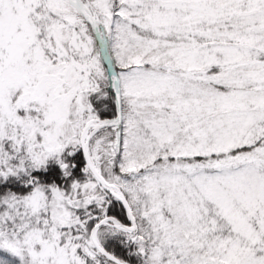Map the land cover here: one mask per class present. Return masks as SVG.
Masks as SVG:
<instances>
[{"label": "snow or ice", "instance_id": "snow-or-ice-1", "mask_svg": "<svg viewBox=\"0 0 264 264\" xmlns=\"http://www.w3.org/2000/svg\"><path fill=\"white\" fill-rule=\"evenodd\" d=\"M0 264H264V0H0Z\"/></svg>", "mask_w": 264, "mask_h": 264}]
</instances>
